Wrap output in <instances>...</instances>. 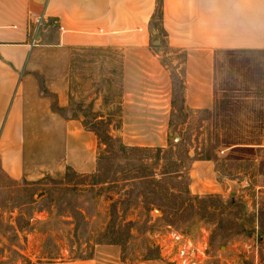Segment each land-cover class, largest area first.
Wrapping results in <instances>:
<instances>
[{
    "label": "rangeland",
    "instance_id": "374dc122",
    "mask_svg": "<svg viewBox=\"0 0 264 264\" xmlns=\"http://www.w3.org/2000/svg\"><path fill=\"white\" fill-rule=\"evenodd\" d=\"M123 58L73 48L36 58L52 80L60 70L67 76L68 108L54 109L81 115L96 137V159L91 172L75 171L64 160V131L32 132L36 159L26 170L35 175L12 182L0 174V264L88 258L102 246L115 247L126 264H144L160 258L154 234L168 227L205 235L211 264H264V52L217 54L210 111L184 107L180 70L171 68L174 113L167 128L152 130L146 112L139 129L122 128ZM126 58L135 92L144 84ZM181 59L161 57L170 67ZM234 143L244 146L227 148ZM207 158L226 182L224 195L189 190L192 163Z\"/></svg>",
    "mask_w": 264,
    "mask_h": 264
},
{
    "label": "crops",
    "instance_id": "0c3cea01",
    "mask_svg": "<svg viewBox=\"0 0 264 264\" xmlns=\"http://www.w3.org/2000/svg\"><path fill=\"white\" fill-rule=\"evenodd\" d=\"M41 16L43 25L34 35ZM34 36L37 43L32 45ZM52 48L124 54L119 102L123 130L146 124L139 120L141 112L149 116V130L159 125L165 129L174 113L171 68L175 73L180 70L184 107L193 112L212 110L217 54L264 52V0H0V174L12 182L35 175L26 169L36 159L31 149L36 131H64L66 166L78 172L94 169V133L84 128L81 115L54 109L68 106L67 76L60 70L52 80L48 71L37 70L36 58ZM180 54L178 66L175 61L171 67L161 61L163 55ZM127 55L134 58L131 66L144 84L135 92L127 86ZM239 146L244 145L227 148ZM218 173L213 159L194 161L189 169L190 192L224 195L226 182L218 179ZM227 191L233 194L235 189ZM159 256L144 264L168 263ZM38 264L126 263L115 247L102 246L92 257Z\"/></svg>",
    "mask_w": 264,
    "mask_h": 264
},
{
    "label": "built area",
    "instance_id": "2783aa9c",
    "mask_svg": "<svg viewBox=\"0 0 264 264\" xmlns=\"http://www.w3.org/2000/svg\"><path fill=\"white\" fill-rule=\"evenodd\" d=\"M43 16V15H42ZM37 20L34 35L37 34L43 25V17ZM36 38H32V45H35ZM156 245L159 254L170 264H211V251L208 240L203 236H190L182 231L171 227L165 233H155Z\"/></svg>",
    "mask_w": 264,
    "mask_h": 264
}]
</instances>
